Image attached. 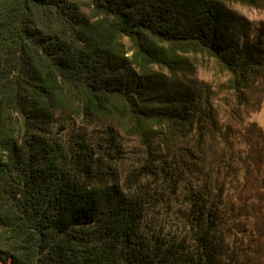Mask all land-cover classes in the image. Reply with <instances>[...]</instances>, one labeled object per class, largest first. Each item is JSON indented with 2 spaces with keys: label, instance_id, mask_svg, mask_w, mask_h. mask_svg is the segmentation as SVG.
Instances as JSON below:
<instances>
[{
  "label": "trees",
  "instance_id": "obj_1",
  "mask_svg": "<svg viewBox=\"0 0 264 264\" xmlns=\"http://www.w3.org/2000/svg\"><path fill=\"white\" fill-rule=\"evenodd\" d=\"M229 4L264 0H0V264H264V35Z\"/></svg>",
  "mask_w": 264,
  "mask_h": 264
},
{
  "label": "rangeland",
  "instance_id": "obj_2",
  "mask_svg": "<svg viewBox=\"0 0 264 264\" xmlns=\"http://www.w3.org/2000/svg\"><path fill=\"white\" fill-rule=\"evenodd\" d=\"M229 7L235 13L243 16L249 21L257 33L264 35V4L259 7H253L246 4H229ZM197 76L205 81L218 83L224 82L228 79L226 73H224L218 62L208 57H198L197 59ZM249 122L257 123L264 129V101L262 103L261 110L251 115ZM129 145L133 146V143L128 142ZM262 203V202H260Z\"/></svg>",
  "mask_w": 264,
  "mask_h": 264
}]
</instances>
